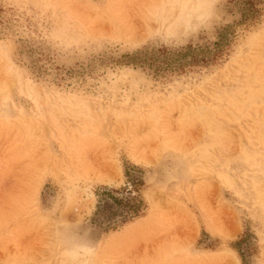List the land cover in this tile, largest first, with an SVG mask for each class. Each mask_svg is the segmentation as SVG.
Instances as JSON below:
<instances>
[{
  "label": "rangeland",
  "instance_id": "rangeland-1",
  "mask_svg": "<svg viewBox=\"0 0 264 264\" xmlns=\"http://www.w3.org/2000/svg\"><path fill=\"white\" fill-rule=\"evenodd\" d=\"M0 264H264V0H0Z\"/></svg>",
  "mask_w": 264,
  "mask_h": 264
}]
</instances>
